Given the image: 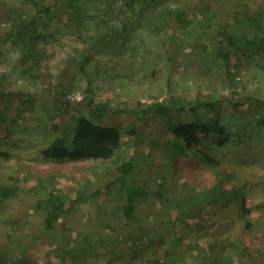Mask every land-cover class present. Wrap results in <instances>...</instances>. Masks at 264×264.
Masks as SVG:
<instances>
[{"label":"rangeland","instance_id":"374dc122","mask_svg":"<svg viewBox=\"0 0 264 264\" xmlns=\"http://www.w3.org/2000/svg\"><path fill=\"white\" fill-rule=\"evenodd\" d=\"M207 1L221 25L235 28V47L242 48L232 54L229 73L213 55L221 49L217 36L206 40L205 57H196L198 45L173 43L184 33L168 14L161 25L140 20L132 30L134 15H121L129 31L117 29L115 42L100 35L104 55L83 70L85 57L76 50L86 44L57 23L40 33L38 70L32 61L19 63L16 53L0 54V144L13 150L0 160V188L16 189L0 202V264H264V61L255 55L248 62L245 42L257 32L247 17H264V0ZM20 2L0 0V35L15 16L27 17ZM195 2L182 0L188 11ZM86 31L97 32L93 21ZM120 34L128 36L123 47ZM90 102L106 107L101 122L122 134L111 160L67 166L14 147L27 134L37 145L53 135L69 138L73 117L98 114ZM190 104L202 107L191 112ZM215 111L234 135L225 146H202L224 164L217 171L193 151L184 153L168 127L170 117L210 120ZM131 128L135 135L127 134ZM127 163L125 185L138 190L131 196L117 179ZM241 190L247 216L239 210ZM51 194L63 199L52 228L47 205H37ZM129 199L131 219L122 211Z\"/></svg>","mask_w":264,"mask_h":264},{"label":"trees","instance_id":"16d2710c","mask_svg":"<svg viewBox=\"0 0 264 264\" xmlns=\"http://www.w3.org/2000/svg\"><path fill=\"white\" fill-rule=\"evenodd\" d=\"M21 7L27 13V17L15 16L11 25H7L3 35H0V54L16 53L19 57V63L29 64V61L33 63V69L38 70L39 60L36 55L43 54V49L38 48L37 41L41 38L42 32H46L47 28L57 23L58 28L62 31L72 33V35H80V41L86 44V47L80 52L85 57L84 62L80 64L82 70L84 64L91 57L104 55V52L97 46L104 41L99 40L100 35H104L105 40L110 38V42H115L113 39L114 33L117 29L125 31L132 30L141 21H156L157 24L165 23V16L168 14L173 17L177 23L180 32L184 35L180 38H173V43L178 44L180 49L191 45H198L200 52L195 47L192 49V55L196 57H205L206 40L211 36L218 37L220 42V50L213 52V55L219 57L222 67L229 73L230 58L232 54H236L237 50V34L234 27L228 24L221 25L218 17L216 16L215 9L208 4L207 0H196L188 11L185 8L182 0H20ZM119 1L121 3H119ZM182 3V4H181ZM174 4V5H173ZM116 7V8H115ZM32 9H35L34 13H31ZM115 10V11H114ZM131 13L134 15L135 21L134 27L126 28L124 18L131 20L128 15ZM115 14V15H114ZM121 15H124L123 19ZM133 18V19H134ZM120 19V21L116 20ZM90 21L94 22L96 33L89 35L88 32H82L83 27H86ZM247 21L256 25V33L250 39H245L247 45L246 60L248 62L255 63V55H258L260 59L264 61V17H247ZM140 24V23H139ZM41 28V30H39ZM135 30V29H134ZM56 30L49 35L54 36ZM81 33V34H80ZM111 33V34H109ZM121 47L127 43L128 36H121ZM102 37V36H101ZM216 38V37H215ZM89 39V40H88ZM87 40V41H86ZM224 45L226 47H224ZM120 46L118 45L117 49ZM178 47V48H179ZM116 52L118 53V50ZM115 51V50H114ZM88 56H85L86 54ZM114 53L112 55H114ZM121 59L126 58L125 54H121ZM117 61V60H116ZM260 66V63L257 62ZM259 102V101H258ZM89 105L93 107L98 114H92L90 116L80 114L73 117V123L70 127V137L65 138L50 134L51 139L42 144H35L33 142V135L27 134L20 137L18 144H13L19 151L28 152L34 150L37 153V158L42 161H50L55 164H77L85 161H109L111 160L120 149L121 145V132L112 125H105L101 122L103 113L106 111V107L100 104H94L92 102ZM159 110L167 112V108L162 104H154ZM202 105L190 104L191 112H196ZM94 113V112H93ZM169 123L170 133L177 139L178 145L185 152L193 151L199 161L205 163L213 170H220L224 167V164L217 162L216 158L206 153L202 146L205 143L213 144L218 147L225 146L233 138V133L229 130L227 125L222 122L221 114L215 111L212 119L205 120L201 118L184 119L170 117ZM263 120H261L262 122ZM36 134L35 132H32ZM137 132L134 128L127 131L128 135H135ZM37 135V134H36ZM23 139V140H22ZM29 141V142H27ZM31 141V142H30ZM2 140H0V143ZM22 142V143H21ZM24 142V143H23ZM8 144H0V160H9L12 158L13 150L7 148ZM6 146V147H5ZM257 147L256 145H251ZM250 146V148H251ZM249 149V148H248ZM263 154V153H262ZM21 155V154H19ZM264 160V159H263ZM129 163L122 164L119 167L120 177L118 181L127 191L128 196H131L133 192L138 190H130L125 185V177L129 172ZM126 186V187H125ZM15 187L0 188V202H3L9 198L10 194L15 191ZM242 196L240 198V214L247 216L251 211L247 206L246 196H244V190H241ZM52 199L46 201H39L38 207L47 205L46 209V224L51 227L52 220L51 215L53 210L58 209L63 203V199H60L55 194H51ZM54 200L57 202L54 204ZM130 199L123 204L122 210L124 215L131 219L133 217L134 208L129 202ZM45 202V204H44ZM243 228L248 230L251 227V223L246 221L243 224ZM53 227V226H52ZM51 227V228H52ZM30 262V261H29ZM42 264H49L47 261H41ZM40 264L38 261H33L30 264ZM15 264V263H12Z\"/></svg>","mask_w":264,"mask_h":264},{"label":"crops","instance_id":"0c3cea01","mask_svg":"<svg viewBox=\"0 0 264 264\" xmlns=\"http://www.w3.org/2000/svg\"><path fill=\"white\" fill-rule=\"evenodd\" d=\"M134 208V207H133ZM123 211V210H122ZM124 214V213H123ZM125 216V215H124ZM134 216V215H133ZM126 217V216H125ZM133 218V217H132Z\"/></svg>","mask_w":264,"mask_h":264}]
</instances>
